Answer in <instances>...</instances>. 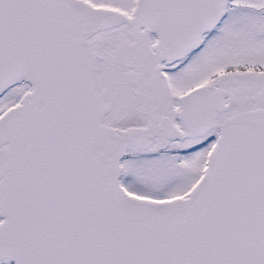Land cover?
<instances>
[{"label": "snow or ice", "instance_id": "1", "mask_svg": "<svg viewBox=\"0 0 264 264\" xmlns=\"http://www.w3.org/2000/svg\"><path fill=\"white\" fill-rule=\"evenodd\" d=\"M0 264H264V0H0Z\"/></svg>", "mask_w": 264, "mask_h": 264}]
</instances>
